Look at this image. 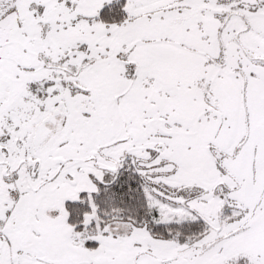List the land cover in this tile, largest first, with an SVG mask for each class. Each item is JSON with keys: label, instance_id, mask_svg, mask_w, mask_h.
Masks as SVG:
<instances>
[{"label": "snow or ice", "instance_id": "6c2138e0", "mask_svg": "<svg viewBox=\"0 0 264 264\" xmlns=\"http://www.w3.org/2000/svg\"><path fill=\"white\" fill-rule=\"evenodd\" d=\"M0 264H264V0H0Z\"/></svg>", "mask_w": 264, "mask_h": 264}]
</instances>
